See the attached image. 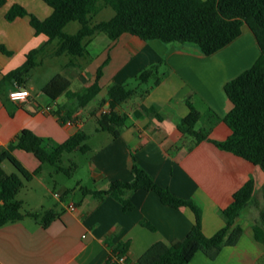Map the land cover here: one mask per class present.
<instances>
[{"label": "crops", "instance_id": "1", "mask_svg": "<svg viewBox=\"0 0 264 264\" xmlns=\"http://www.w3.org/2000/svg\"><path fill=\"white\" fill-rule=\"evenodd\" d=\"M15 4L39 19L52 13V8L43 0H5L0 6V46L9 52L0 50V80L24 63L28 51L47 43L45 35L35 33L28 16L16 17L13 21L6 19L7 11ZM85 44L87 51L91 47L100 48L95 54L88 51L86 57L67 59L63 75L71 82L68 91L77 92L90 87L101 68L100 91L92 100L97 101V106L86 110L90 101L75 109L74 98L66 93L55 100L45 95L41 86L57 72L39 85V93L34 96L27 80L24 89L29 96L20 102L9 99V92L20 87L8 82L3 86L8 89L5 101L11 108L0 100V147L7 145L23 128L55 142H63L78 131L90 140L94 136L85 131V122L90 116L98 121L101 110H109L107 90L111 85L127 87L128 79H138L149 67H155L154 82L159 80V84L135 93L137 101L127 109L123 105L130 99L114 109L124 121L117 137L95 127L99 139L95 148L89 146L88 152L93 186L84 187L77 182L76 187L57 192L60 195L65 191L78 193L76 201L65 203L64 199L56 198L46 207L43 202L34 206L21 199L27 210L55 209L59 216L47 227L31 218L0 227V264H120L109 260L111 248L118 243L128 245V257L135 262L153 243H169L184 237L194 223L193 212L187 207L176 209L162 204L155 192H132L129 199L133 209L125 212L121 203L111 196L100 199L81 195L80 188L102 190L107 188L108 181L131 180L134 161L158 185L168 188L178 198L191 200L200 209L206 236L224 226L225 220L218 210L230 204L233 193L247 180H254L255 195L264 187V171L260 167L217 148L210 141H222L230 134L222 121L232 108L224 91L225 83L248 69L260 54L246 24L236 39L208 56L192 43L145 41L128 33L111 40L99 32L87 38ZM55 47V41L46 46L35 68L50 71L54 67L58 57L50 54ZM146 90L148 94L142 97ZM60 98L64 100L61 105ZM186 99L201 114L199 121L204 123L197 131L205 132L207 138L198 143L177 127L189 112ZM50 102L57 106L56 111ZM151 107L153 112L144 110ZM186 136L193 138L188 149ZM13 155L29 171L40 166L31 153L16 149ZM70 203L76 206L73 211L68 209ZM144 221L153 229L146 227ZM236 223L242 226L243 233L234 246L224 247L214 260L197 251L187 264H257L264 257V246L254 239L252 223L246 226Z\"/></svg>", "mask_w": 264, "mask_h": 264}, {"label": "trees", "instance_id": "2", "mask_svg": "<svg viewBox=\"0 0 264 264\" xmlns=\"http://www.w3.org/2000/svg\"><path fill=\"white\" fill-rule=\"evenodd\" d=\"M5 0H0V6ZM52 8V13L45 19H39L20 5H12L6 13V19L13 21L16 17L28 16L29 23L36 34L47 37V43L31 49L26 54L24 63L4 74L0 87L16 83L24 88L31 71L38 66L39 56L46 46L56 42L50 54L59 57L69 55L72 58L86 57L88 51L85 40L102 32L109 39L115 40L128 33L148 40L163 43H192L198 46L204 55H212L224 48L241 33L246 24L252 31L260 54L255 62L235 78L227 81L224 91L232 103L231 110L222 121L230 130L229 136L222 141L210 140L217 148L230 152L264 171V0H43ZM111 8L114 15L106 21L94 23L93 18L104 8ZM70 22H78L80 27L74 34H68L64 28ZM0 50L9 53L4 47ZM96 81L87 88L70 92V80L57 73L41 86V91L55 100L66 93L75 100V109L92 101L100 91L98 79L101 68L97 70ZM156 74L155 67L144 69L139 75L140 82H147ZM159 80L154 82V86ZM137 89H128L125 85L113 84L107 90L109 112L99 117V128L108 131L113 137L119 135V128L124 126L123 117L114 109L121 106L137 93ZM146 90L141 95L148 94ZM188 114L177 123L179 131L192 136L198 143L207 138L205 132L195 130L201 114L190 104ZM146 112L154 109L144 108ZM64 121L63 117H59ZM88 135L82 131L69 136L63 142H55L41 137L28 128H23L7 145L0 147V164L9 161L21 177L8 175L0 168V227L16 223L24 218H31L43 227H47L59 212L55 209L40 211L27 210L17 195L24 186L39 174L44 163L57 166L58 170L70 176L75 165L64 169L59 166L64 153H88ZM19 149L31 153L40 162L33 171L27 170L13 155ZM133 178L129 181L113 180L107 182L102 190L80 188L82 196L103 199L111 196L122 205V210L133 209L129 199L132 192L138 190L155 192L161 203L173 208H189L194 214V223L190 231L180 239L169 243H153L135 262L128 257V245L118 243L110 250L109 260L120 264H187L197 251L214 260L227 246H234L243 233L236 221L250 206L259 207L254 193V180L250 178L232 195V201L225 208L218 210L225 223L213 235L206 236L202 230L200 209L191 201L174 196L166 187L158 185L154 178L136 164L132 166ZM70 191H65L60 199H65ZM260 222L252 224L254 239L264 246V208L259 210ZM146 227H153L143 222Z\"/></svg>", "mask_w": 264, "mask_h": 264}, {"label": "rangeland", "instance_id": "3", "mask_svg": "<svg viewBox=\"0 0 264 264\" xmlns=\"http://www.w3.org/2000/svg\"><path fill=\"white\" fill-rule=\"evenodd\" d=\"M114 15V11L107 7L102 9L94 18L93 22H99V21H106L109 20ZM80 25L78 22H70L65 28L64 31L68 34H74L79 29ZM187 44V43H186ZM97 45V43H96ZM100 48V47H99ZM99 48H90L88 51L91 54H95L98 52L97 50ZM67 57V58H66ZM71 56H61L56 58L54 61L55 65L49 70H46V68H35L31 71L30 76L28 78V85L32 88L31 92L32 95H36L39 93V85L44 82L46 78L51 76L54 73H61L65 75L64 72V65L68 62L67 59H69ZM155 76H152L148 82L142 83L138 79H135L134 77H131L128 79L126 85L130 89L138 88V93L143 91V89H147L150 86L154 85ZM8 92V89L6 86L0 87V100H3L5 103V106L10 109V104L5 101V96ZM138 96L135 95L133 98H130V100L127 102V104L123 105L124 109H127L129 105H131L133 102L137 101ZM63 98L59 99V105L62 104ZM50 106L56 111L57 106L54 105L52 102L49 103ZM97 106V101H92L87 105V109L91 107ZM86 127L85 131L88 134H92L94 136L92 139L88 140L87 144L91 147L94 146V148L97 146V142L99 139V136H96L95 134V127H99V123L94 116H90L86 120ZM203 121L200 120L196 126L195 129L199 130L201 127H203ZM106 135V134H105ZM193 138L186 136V149H188L187 146L190 145ZM176 152V150H174ZM90 153H81V152H70V153H64L61 162L59 164L60 167L64 169H68L70 166L75 165V169L72 170L71 175H66L63 171L58 170L57 166H53L48 163H44L41 165V171L36 176L35 180L32 183L24 182L23 188L20 190L19 194L17 195V199H26L30 202L31 205L39 206L38 204H44V206H49L53 204L56 201V198L53 196V193L62 191L63 188H74L77 185V182H81V186L84 187H92L93 183L90 179V170H89V160H90ZM0 168L8 175H16L20 176L18 171L15 169V167L9 162L4 161L0 164ZM78 193H72V191L69 192L68 196L64 199V202H68L69 200H77L78 199ZM256 199L259 201V207H255L254 205H250L238 218V222L246 226L248 223H259L260 222V214L259 210L264 208V187L261 188L256 193ZM257 264H264V257L259 260Z\"/></svg>", "mask_w": 264, "mask_h": 264}, {"label": "built area", "instance_id": "4", "mask_svg": "<svg viewBox=\"0 0 264 264\" xmlns=\"http://www.w3.org/2000/svg\"><path fill=\"white\" fill-rule=\"evenodd\" d=\"M8 96H9V99H10V100H12V101H14V102H20V101H24V100H26V99L28 98V96H29V92H28L27 89H24V88H17V89H15V90L10 91L9 94H8ZM46 110H50V108L47 107ZM108 112H109L108 109H103V110H101L100 114L103 115V114H106V113H108ZM68 124H72V121H68ZM53 196H54L55 198H60L61 195H60L59 193L55 192V193L53 194ZM75 208H76V206H75L74 203H70V204L68 205V209L71 210V211H73ZM123 260H124V258H123V257H120V258L118 259V262H119V263H122Z\"/></svg>", "mask_w": 264, "mask_h": 264}]
</instances>
